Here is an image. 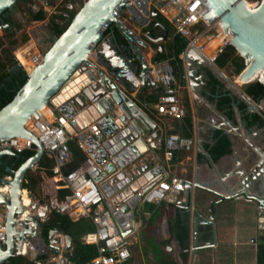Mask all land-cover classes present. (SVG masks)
<instances>
[{"label": "crops", "instance_id": "0c3cea01", "mask_svg": "<svg viewBox=\"0 0 264 264\" xmlns=\"http://www.w3.org/2000/svg\"><path fill=\"white\" fill-rule=\"evenodd\" d=\"M154 7L168 23L176 13L174 7L160 0H126L118 15L124 28L142 42L138 50L147 65L152 57L155 60L157 54L165 53V40L159 43L162 47L159 51L158 44L144 37ZM208 54L191 47L179 55L182 74L176 80L177 98L186 112L181 119L159 116L153 109L160 88L143 85L139 77L141 61L118 29L108 26L88 56V62L95 69L109 77L155 121L165 138L177 134L193 141L189 152H176L171 160L164 156L161 167L156 166L158 173L183 178L186 190L177 205L144 204L143 223L140 225L134 219V233L127 241L131 258L123 264H258L257 249L264 243V231L258 228V213L264 208V157L255 148L264 152V125L247 127L236 110L233 121L218 104L230 92L247 105L248 114L259 116L264 123V99L256 103L247 98L244 89L239 92L228 87L226 67L211 64ZM208 72L223 86V92L217 88L212 91ZM217 131L229 138L231 153L214 162L208 149L216 145ZM49 189L47 185L48 192ZM40 224L36 219L27 224L31 234L24 241L17 240L22 243L20 254L6 262L22 257L25 263L42 264L46 260H38L40 256L47 259L54 253L55 234L46 248L31 243V240L37 241ZM153 242L162 248L159 254L147 251Z\"/></svg>", "mask_w": 264, "mask_h": 264}, {"label": "water", "instance_id": "95a60500", "mask_svg": "<svg viewBox=\"0 0 264 264\" xmlns=\"http://www.w3.org/2000/svg\"><path fill=\"white\" fill-rule=\"evenodd\" d=\"M125 1L86 0L65 31L46 50L41 63L32 73L28 74V69L22 67L28 80L14 99L0 110V140L26 138L35 148L32 157L16 171L10 172L11 180L0 179V187L8 186L9 189L7 196L0 193V205L6 210V244H0V264L13 255L20 254L18 250L22 243H17V240L24 241L26 235L31 234V229L26 226L27 223L35 221L33 217L17 221V216L22 215L26 209L20 200L25 174L43 155L36 136L25 125L32 118L38 119L44 107L58 117L68 134L72 133L71 126L76 131L91 122L98 126V137L84 139V134L81 133L77 139H84L86 153L94 158L95 163L100 158L111 155L114 156L116 165L108 164L103 170L92 168L88 174L99 180V188L107 198L104 206L112 213L122 236L127 237L134 233L135 211L140 203L136 196L131 195L130 189L137 187L150 172L156 173V168L161 167L165 135L155 121L148 118L109 77L88 62V56L94 44L101 38L103 28L110 25L118 29L136 57L141 56L136 46L139 39H134L120 21L112 17V12L120 11ZM202 1L207 6L205 19L220 20L224 32L229 35L227 40L244 59L245 67L236 77H240L245 86L252 83L249 77L260 72L261 77L253 82L264 83V0L253 11L247 8L245 0ZM15 2L16 0H0V15L10 11ZM155 14L156 7L151 11V16ZM144 37H147V33ZM165 39L164 30L163 36L152 42L159 44ZM161 48L159 46L158 50ZM147 70V64L141 61L140 80L145 86H154L147 77ZM70 84H73L74 90H70L66 98L57 101L64 90L68 91ZM247 98L251 99L248 96ZM255 151L264 157V152L258 148ZM5 154L12 155V151ZM5 154H0V160ZM145 191L146 189L143 193ZM124 195H127L126 199L122 198ZM114 198L121 202L116 205ZM113 206L118 207L119 211H113ZM258 216V228L261 232L264 231V208H261ZM130 220V229L123 232V228L129 226ZM54 234L59 233L56 230L51 231L49 241ZM63 240L67 251H71V237L64 235Z\"/></svg>", "mask_w": 264, "mask_h": 264}, {"label": "built area", "instance_id": "2783aa9c", "mask_svg": "<svg viewBox=\"0 0 264 264\" xmlns=\"http://www.w3.org/2000/svg\"><path fill=\"white\" fill-rule=\"evenodd\" d=\"M63 1H56L55 5L52 6L51 12V16L60 17V23L67 22L70 16L80 9L85 0ZM160 1L168 3L176 9V13L170 18L169 24L174 35H178L187 41L186 48L192 47L201 53H206L209 46L215 43L213 50L207 56L211 64H214L216 59L231 46V43L227 40L229 35L224 32L220 20L215 18L207 21L205 19L207 6L202 0ZM118 15L119 11L114 10L112 12V17L118 19ZM105 30L106 28H103V31ZM136 46L139 49L142 46V42L139 40ZM24 56L33 66L39 65L43 59V54L40 52L32 55L31 51H26ZM138 59L143 61L142 56ZM21 66L24 68L22 64ZM147 68V77L154 85L160 88V93L156 98L153 109L162 117L183 118L186 112L177 98V82L169 61H152L147 65ZM49 112V118L40 114L38 119L32 118L25 127L36 136L37 141L41 145L42 157H46L53 163L49 172L52 177H57L59 180V184L54 186V190H65L66 193L61 199L56 196L47 197L44 190V182L48 178L45 172L41 170L40 179L42 181L39 184V196H33L26 189L21 190V202L24 190L27 192L31 206L28 214L24 212L22 215L17 216V221H24L26 217H33L38 222L43 223L47 220L51 211L69 215L72 219L87 218L92 223L94 230L83 235L80 240L84 245L95 246L96 255L83 264H123L131 258V250L127 240L132 233L127 237L122 236L114 217H112V213L104 206L107 198L104 197L99 188V180H95L88 174V171L92 168L103 170L108 164H111V166L116 165L114 156L106 155L104 158H100L98 163H95L94 158L86 153L87 147L84 144V139L88 137L96 138L100 135L99 128L94 122L85 125L83 129L78 128L77 131L72 129L71 126L72 133L68 134L58 117L50 109ZM81 133L84 134L83 140L77 139V136ZM68 143L74 144L76 149L85 156L76 167L69 171L65 170L66 164L72 160ZM192 146L193 141L189 138H184L177 134L169 135L163 143L164 156L171 160L176 152H189ZM30 150L35 152L34 145L29 139L3 138L0 140V154H5L9 151L21 153ZM37 165L38 163L31 166L29 170L35 172L38 170ZM150 173L141 184L130 189L131 195L136 196L139 203L143 204L159 205L165 203L177 205L186 190L184 179L175 174ZM4 179L11 180V177L8 176ZM23 183H26V181L24 180ZM145 189L146 191L143 193ZM2 194L7 196L8 191ZM122 198L126 199L127 195L122 196ZM114 200L116 205L121 202V200L115 198ZM113 208V211H119L118 207L113 206ZM31 210H34L35 214H31ZM5 215V207L1 205V245L6 244ZM130 222L131 220L128 221L129 226L127 228H123V232L130 229ZM53 238L55 251L43 263L72 264L69 261V253L71 251H67L63 236L55 234Z\"/></svg>", "mask_w": 264, "mask_h": 264}, {"label": "trees", "instance_id": "16d2710c", "mask_svg": "<svg viewBox=\"0 0 264 264\" xmlns=\"http://www.w3.org/2000/svg\"><path fill=\"white\" fill-rule=\"evenodd\" d=\"M260 0H250L252 3H257ZM16 4H23L25 7L24 15L28 21H43L45 19L44 12L40 9L38 11L32 10V1L31 0H16ZM254 7V6H252ZM10 11H5L0 15V19L3 18L5 13ZM74 14L70 16V19L67 22L60 23L59 16H51L47 20V33L57 38L61 35L70 21L72 20ZM149 23L145 29L147 33V40H155L163 36V31H166V39L164 42L165 53L157 54V57L154 61L168 60L170 67L173 69L175 79L178 80L182 74V62L179 59V55L183 53L186 49L187 41L184 38H181L178 35L173 34L171 25L159 14L149 18ZM4 24H9V26L18 29L14 18L11 14L7 18H3ZM115 31L117 29L110 25ZM5 37L10 39V44L14 45L17 43L15 40H11L14 36V32H11L9 29L4 30ZM26 41V37L22 39V43ZM3 40L0 38V48L3 47ZM156 45V44H155ZM160 44L157 45V47ZM157 50V47H155ZM0 56V110L9 104L16 94L20 91L23 85L28 80L27 75L21 68V66L16 62L11 52ZM215 64L219 68H230L232 72L237 76L244 69V59L240 57L234 47L229 46L215 61ZM15 65L16 71L12 70L11 66ZM32 73L31 69L28 70ZM209 77V86L212 88V91L217 88L218 92H223V86L216 80L213 75L208 72ZM244 93L250 97L256 103L264 99V83L252 82L244 86ZM227 96L222 97L219 101L218 108L226 109L227 116L234 121V110L240 112L242 119L246 122L247 127H251L254 124H259L260 126L264 125L259 116L255 114H248V107L244 102H241L237 99L236 96L232 95L230 92H226ZM215 139L217 140L216 145L211 149H208L209 154L212 157V160L216 162L223 156H227L231 153V143L229 138L224 135L222 132L217 131L215 134ZM68 148L72 154V160L66 164L65 170L69 171L77 166L83 159L84 154L76 149L75 145L68 143ZM34 155V150L24 151L21 153L12 152V155L5 154L1 157L0 160V179L12 176L11 171H16L27 159ZM175 155L173 156L174 159ZM52 161L42 157L38 161V170L35 172L28 170L25 174L24 180L26 183H23L22 189H26L33 196L38 197L39 193L36 194L38 186L41 183L40 171L43 170L49 179L47 185L50 186L49 192L46 194L47 197L56 196L58 199H61L62 196L66 193L65 190H54V186L59 184L57 177L51 176L49 169L52 166ZM9 169L10 171H6ZM49 182V183H48ZM38 195V196H37ZM22 197L23 203L30 205V201H26L25 197L28 195L23 194ZM53 230H56L62 236L68 235L71 237L72 241V251L69 253V261L72 264H83L88 262L96 255V247L93 245H84L81 243V237L87 233H91L94 230L92 223L87 218L72 219L69 215H62L57 212L51 211L47 217V220L40 224L39 235L37 236V241L31 240L33 245L41 244L43 247L48 245V236L49 233ZM38 260H46V256H40ZM257 260L258 264H264V243H260L257 249ZM3 264H32L24 260L22 257L13 258L9 262Z\"/></svg>", "mask_w": 264, "mask_h": 264}, {"label": "rangeland", "instance_id": "374dc122", "mask_svg": "<svg viewBox=\"0 0 264 264\" xmlns=\"http://www.w3.org/2000/svg\"><path fill=\"white\" fill-rule=\"evenodd\" d=\"M31 1H32L33 11H38L41 9L44 12L45 19L43 21H38V22L28 21L26 16L23 13L25 10V7L23 6V4H16V5L14 4L12 9L10 10V13L12 17L14 18L16 24L18 25V29L12 28L10 31L14 32V36L11 38V40H15L17 41V43L14 45H11L9 42L10 39L5 37V33L3 29L0 28V38H2L3 40V44H4L3 47L6 53L11 52L16 62H18L20 66L22 64L28 70L31 69V62L27 58H25L24 53H26V51H31L32 55L36 54L37 52H40L41 54L44 55V53L50 47L52 42L56 39L47 33L46 25H47V20L51 17L52 6H54L55 5L54 3L58 0H31ZM66 1L72 2V0H64L63 2H66ZM245 1L250 5V7L252 6L256 7V5L259 4V3L254 4L250 2V0H245ZM24 37H26V41L22 43V39ZM225 76H226L225 81L228 87H231L233 91H235V89H237L239 92L243 91L244 85L235 84L234 81H235L236 75L230 70V68H226ZM38 193H39V190L36 191V194ZM31 197L33 196L31 195ZM143 206L144 204L140 203L137 206L136 211H135V217H136L135 221L140 223V225L143 223L141 219L143 217V212L145 209L143 208ZM30 212L31 214H35L34 210H31ZM127 241H130V239H128ZM151 245H152L151 249L150 250L147 249L148 252H154L156 254H159V251H162V248L157 243L153 242ZM143 264H148V263L144 262Z\"/></svg>", "mask_w": 264, "mask_h": 264}, {"label": "bare ground", "instance_id": "6f19581e", "mask_svg": "<svg viewBox=\"0 0 264 264\" xmlns=\"http://www.w3.org/2000/svg\"><path fill=\"white\" fill-rule=\"evenodd\" d=\"M245 3H246V6H247V8L250 10V11H253V10H255L257 7H258V5H256V7H250V5L245 1ZM215 46V43H213L212 45H210L209 46V49H208V52H211L212 50H213V47ZM26 58V57H25ZM36 67V66H35ZM35 67L31 64V71H33L34 69H35ZM28 74H31L30 72H28ZM261 77V73L260 72H258V73H255V74H253L251 77H249L248 79H249V81H251V82H253V81H255V80H257V79H259ZM235 81H236V83L237 84H244V82L242 81V79L240 78V77H235ZM68 91L66 92L65 90L59 95V98L57 99V101H59V100H62V99H64V98H66L67 96H68V93H70L71 91L70 90H74V87H73V84H70L68 87ZM40 114H42V115H45L46 116V118H49L50 117V112H49V109L47 108V107H44V109H42L41 110V112H40ZM28 123H29V121H27L26 122V125H28ZM49 179H47L45 182H44V190H45V192H46V194L48 193V191H47V181H48ZM5 188H8V186H6V187H4V186H1L0 187V190L1 189H5ZM7 191H9V189L7 190ZM1 193V192H0ZM24 194V192H22V195ZM25 198H29V197H25ZM23 197H22V202H23ZM30 200V199H29ZM23 205L26 207V209H25V211L24 212H27V214L29 213V207L31 206V204L30 205H28L27 203L26 204H24L23 203Z\"/></svg>", "mask_w": 264, "mask_h": 264}, {"label": "flooded vegetation", "instance_id": "af4514ba", "mask_svg": "<svg viewBox=\"0 0 264 264\" xmlns=\"http://www.w3.org/2000/svg\"><path fill=\"white\" fill-rule=\"evenodd\" d=\"M9 14H11V13H10V12H9V13H5V14L3 15V18H7V17L9 16ZM3 18H2V19H3ZM2 19H0V28L3 29V31H4L6 28L9 29V30H11L12 28L14 29V27L9 26V24H4ZM4 50H5L4 47L0 48V56L4 55V53H3ZM16 51H18V50H16ZM5 54H6V52H5ZM15 54H16V53H15ZM2 57H3V56H2ZM16 57H17V56H16ZM11 68H12V70L16 71V67H15V65H12Z\"/></svg>", "mask_w": 264, "mask_h": 264}]
</instances>
